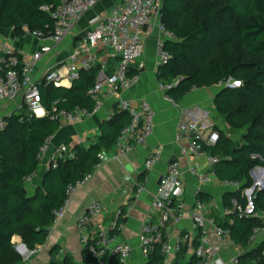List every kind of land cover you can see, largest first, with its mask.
Here are the masks:
<instances>
[{"label": "trees", "instance_id": "1", "mask_svg": "<svg viewBox=\"0 0 264 264\" xmlns=\"http://www.w3.org/2000/svg\"><path fill=\"white\" fill-rule=\"evenodd\" d=\"M62 1L0 0V25L13 29L18 36L26 34L22 29L25 24L32 31L50 34L55 20L42 7L56 9ZM160 21L180 37L166 42L171 58L158 71L162 85L179 82L166 89L173 101L180 103L194 88L213 87L229 78L242 81V86L227 90L226 96V92L221 93L215 101L231 132L239 133L240 139L220 131L217 144L206 145L205 149L220 158L215 164L220 180L241 182L240 190L225 193L223 203L228 205L235 198L245 207L243 190L254 185L250 172L257 166L264 167V0H162ZM98 76L99 69L94 67L82 71L70 88L43 84L40 91L48 110L46 116L37 117L23 106L6 118L7 129L0 133V264H26L13 237L21 236L30 250L44 244L54 225L53 211L65 204L67 187L94 172L100 152L111 150L121 129L130 123L129 113L123 110L104 120L95 143L89 148L76 147L75 158L61 160L56 168H50L43 184L29 194L27 180L39 169L41 147L61 127L59 112L77 106L93 111L96 100L88 91ZM253 154L258 157L253 158ZM253 201L264 208V191L256 189ZM122 215L123 210L117 226L124 220ZM221 223L242 249H248L259 224L246 215L226 216ZM118 232L117 227L111 231ZM263 249L248 254L245 263L264 264ZM160 252L156 246L145 264H182L178 258L166 262ZM59 253L60 246L52 250L50 264H68L70 258L61 261L56 257ZM83 264L96 262L86 252ZM185 264H199V260L193 256Z\"/></svg>", "mask_w": 264, "mask_h": 264}, {"label": "built area", "instance_id": "2", "mask_svg": "<svg viewBox=\"0 0 264 264\" xmlns=\"http://www.w3.org/2000/svg\"><path fill=\"white\" fill-rule=\"evenodd\" d=\"M100 1L63 0L56 9L43 6L42 10L50 12L55 20L52 33L32 31L26 24L22 27L27 35H32L43 42L35 52L19 55L9 44L0 43V101L20 100L22 108L26 106L31 114L44 117L48 114V110L42 102L41 85L61 86L65 82L73 83L79 79L82 71H88L98 66L97 53L103 51L108 59L117 60V65L114 72L110 74L103 70L105 67L103 65L102 70H99L96 82L90 87L88 93L96 100L95 109L89 111L76 107L71 111L61 110L58 114L59 118L69 122H80L89 118L93 112L100 110L103 97H118L137 84L138 77L133 72V65L143 55L146 39L155 34L156 30L161 33V38L156 45L158 63L164 65L169 62L171 53L166 48V42L168 40L178 41L180 37L165 28L159 21L161 0H120L106 16L92 18L89 28L77 40L69 62L64 66L65 69L49 66L44 70L42 76L36 79L35 69L42 57L52 51L50 44L62 43L72 33L85 13L93 9ZM219 85L239 88L242 86V81L229 78L220 81ZM169 87L173 86L160 85L163 90ZM119 108L129 113L131 121L121 129L115 143L116 159L127 155L135 146L145 144L153 135L156 127V111L147 100L134 102L122 97L119 100ZM7 126L6 118H0V133L4 132ZM219 139V131L211 130L206 133L205 129L196 121L184 119L179 123L176 142L181 146V154L189 159V173L195 176L198 182V187L194 192L193 209L190 212L196 234L181 233L173 239V236L167 231L169 224L180 222L185 217L187 194L184 170L178 162L170 163L154 194L152 204L154 219L143 222L140 228V243L145 260H148L154 248L159 246L160 253L167 262H170L172 256H177L186 245L192 244V254L199 260V264H246L240 254H235L228 262L221 258L228 234L221 222L226 216L246 215L259 222L254 228L251 242H255L264 235V208L255 206L253 201L255 192L251 195V187L243 190V196L247 200L245 207L235 198L227 205L222 202L209 204L202 197V188L208 183L217 182L233 190L242 186L239 181H222L216 177V172H204L200 168V160L205 156V146L216 145ZM79 142L82 143L81 138ZM48 146L47 141L42 148L43 153ZM75 156V152L68 146H58L51 155V166L56 168L61 160ZM108 157L107 152H100L96 169H99ZM253 157L257 156L253 155ZM160 160L161 151L155 150L145 159V169L151 170ZM219 160L218 156L210 155L208 163L214 167ZM90 177L91 174H88L84 180H79L67 187L65 204L53 211L54 222L64 215L71 198ZM259 178L263 184L261 178L264 179V173L260 174ZM134 181V185L137 186L134 193L136 195L143 191L145 181ZM261 182H258L259 185H262ZM124 192L127 193L126 190ZM214 209L220 210L222 221H216L211 216L210 211ZM104 211V204L95 201L90 204L87 213L79 217L78 229L81 241L96 264H109L107 257L110 254L118 255L120 263L127 264L132 256L130 244L118 241V236L112 234L105 227L100 226L95 230L89 227L92 222L97 223ZM123 226L124 223L120 222L118 227L122 229ZM261 253L264 255V249ZM29 256V254L26 255L25 259L27 260Z\"/></svg>", "mask_w": 264, "mask_h": 264}, {"label": "crops", "instance_id": "3", "mask_svg": "<svg viewBox=\"0 0 264 264\" xmlns=\"http://www.w3.org/2000/svg\"><path fill=\"white\" fill-rule=\"evenodd\" d=\"M119 2L120 0H101L93 9L85 13L76 24L72 33L62 43L58 45L50 44L52 51L45 54L38 63L35 69V78L39 79L44 70L49 66L65 69L64 66L69 62L77 40L89 28L92 18L95 16H106ZM160 38L161 33L159 30H156L155 34L146 39L143 55L133 65V72L138 77V82L131 90L115 98L103 97L100 110L93 112L89 118L80 122L72 123L59 118L61 127L47 140L49 146L44 153L42 152V148L47 141L41 147L39 169L27 180L29 194L36 192L38 187L43 184L46 173L50 168H53L51 166L53 151L62 145L68 146L74 152L78 146L89 148L97 141L101 133L100 128L103 121L111 119L115 113L120 111L119 100L122 97L134 102L147 100L156 111L155 131L145 144L135 146L131 152L120 159L115 158V144L109 151L102 150L107 152L109 157L99 169H96L95 166L94 172L90 173L91 177L89 180L85 181L71 198L64 215L57 222H54L44 244L39 245L35 250L28 249L23 251L21 249L23 253L16 249L22 256L24 254L25 257L28 254L30 255L27 260L24 258L26 264H50L52 258L51 252L58 246H60V253L56 255L57 258H70L68 264H83L84 255L88 251L81 241L78 219L87 212L90 204L95 201L102 202L105 211L99 217L97 223L92 222L89 227L95 230L101 226L109 229L110 232L117 227L119 232L115 234L118 236V241L127 242L132 247V256L127 264H145L148 260H145L142 255L140 228L143 222L154 219V212L152 210L154 194L159 180L167 171L171 160H176L174 162H178L185 172V185L187 189L185 198L186 214L180 222L169 224L167 231L173 236V239L181 233L196 234V228L191 219L190 212L193 209L194 192L198 187V182L196 177L189 173L190 162L186 156L181 154V146L176 142V134L179 123L187 119L199 123L206 133H209L211 130L224 131L233 138L229 123L220 114L215 103L221 94L220 90L226 87L218 84L213 87L194 88L180 103L173 101L167 96L166 90L160 88L161 83L158 78V71L161 65L158 63L156 52V45ZM0 43L9 44L19 55L35 52L43 44L40 39L32 35L25 34L24 36H18L13 29L1 25ZM97 55L99 57L97 68L102 70V66L104 65L103 70L106 73L114 72L117 60L108 59L103 51H99ZM72 84L65 82L64 85L66 86L65 88H70ZM21 104L20 100L13 102L0 101V118H7L17 113L22 108ZM218 126H221L223 130ZM80 138L82 139V143L79 142ZM155 150L161 151V160L151 170H146L144 165L145 159ZM210 155L213 154L206 150L205 156L200 160V168L204 172H216L215 165L212 167L208 163ZM256 156L258 157V155ZM263 168L262 166L255 167L253 176H251L254 183L260 177V174L264 173ZM215 174L218 178L217 173ZM134 180L145 181L143 191L136 195L134 193L137 190V186L134 185ZM258 181L261 182V180ZM263 185L264 183L260 186ZM241 188L236 190H240ZM125 190L127 193L124 192ZM236 190L226 188L217 182H212L203 186L202 197L209 204L213 202L220 204V202L223 203V197L226 192H236ZM121 210H123L122 217L124 219L121 221L124 223L122 229L118 227L119 225H116ZM210 214L216 221H222L220 210H211ZM12 242L15 248H20V245L24 244L22 237L19 235H15ZM263 246L264 235L260 236L255 242H251L250 237L248 249H242L240 246L234 244L228 232L226 247L221 253V258L225 262H228L232 256L240 254L245 261V257L248 254L253 251L257 252ZM185 248L189 259L193 255L192 244L186 245ZM33 251L34 253H32ZM177 258V256H172L170 262ZM107 259L109 264H121L119 256L116 254L108 255Z\"/></svg>", "mask_w": 264, "mask_h": 264}, {"label": "water", "instance_id": "4", "mask_svg": "<svg viewBox=\"0 0 264 264\" xmlns=\"http://www.w3.org/2000/svg\"><path fill=\"white\" fill-rule=\"evenodd\" d=\"M179 84V82H177L173 87H176L177 85ZM60 87H66L65 85H61ZM236 88H233V87H226V88H222L221 90H220V93H223L224 91H227V90H235ZM174 161H176V160H171V162L170 163H173ZM264 169V168H263ZM255 170V168L254 169H252L251 170V176H253V171ZM160 181H161V178H160V180H159V183H160ZM256 189H258V191H261V190H264V185L263 186H259V183L257 182V181H255V183H254V185L251 187V189H250V193H251V195L253 194V192H255V190ZM87 212H85L84 214H86ZM22 248L24 249V250H28V248H27V246L25 245V244H23L22 245ZM16 249L19 251V252H21V253H23V251L20 249V248H18V247H16ZM194 255H191V257L190 258H192Z\"/></svg>", "mask_w": 264, "mask_h": 264}, {"label": "rangeland", "instance_id": "5", "mask_svg": "<svg viewBox=\"0 0 264 264\" xmlns=\"http://www.w3.org/2000/svg\"><path fill=\"white\" fill-rule=\"evenodd\" d=\"M229 93L228 92H226L225 94H224V96H226V95H228ZM224 117V116H223ZM225 118V117H224ZM218 127H221V126H218ZM220 129H222V127L220 128ZM223 130V129H222ZM232 136H233V138L234 139H236V140H239L240 139V134L239 133H235V132H233L232 133ZM262 179V181H263V183H264V179L263 178H261ZM257 180H260V178H258ZM256 180V181H257ZM259 182V181H258ZM260 184V183H259ZM260 186V185H259ZM242 187V186H241ZM237 191V190H236ZM264 191V190H263ZM23 257L25 258V254L23 255ZM61 261H62V259H60ZM178 260L182 263V264H185L186 262H187V260H188V253H187V251H185V252H183V253H181V254H179V256H178Z\"/></svg>", "mask_w": 264, "mask_h": 264}, {"label": "bare ground", "instance_id": "6", "mask_svg": "<svg viewBox=\"0 0 264 264\" xmlns=\"http://www.w3.org/2000/svg\"><path fill=\"white\" fill-rule=\"evenodd\" d=\"M20 249H22L24 251V249L22 248V245H20Z\"/></svg>", "mask_w": 264, "mask_h": 264}]
</instances>
